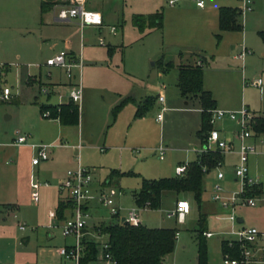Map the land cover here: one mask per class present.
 I'll list each match as a JSON object with an SVG mask.
<instances>
[{
  "label": "rangeland",
  "instance_id": "rangeland-1",
  "mask_svg": "<svg viewBox=\"0 0 264 264\" xmlns=\"http://www.w3.org/2000/svg\"><path fill=\"white\" fill-rule=\"evenodd\" d=\"M87 1L86 8L103 13L102 26L85 25L80 29L76 19L55 20L52 9L41 10V0H0V64L7 66L0 89L8 87L11 91L8 100H0V137L5 127L18 121L31 124L34 132H45L47 124L52 126V122H42L45 117L39 106L67 98L53 95L48 99L41 90L52 92L51 86L39 89L34 82L39 81V75L57 79L59 68L43 63L56 54L75 51L81 62L73 70L82 90L78 124L58 127L63 135L66 133L63 142L78 143L75 138L81 134L84 146L70 150V163L62 161L61 167L73 170L79 160L97 182L104 181L111 171L120 173L111 187L121 192L119 207L125 214L138 208L132 194L139 190L143 179L173 177L179 163L197 156L193 149L200 146L196 136L201 126L199 104L194 100L185 102L176 85L177 65L185 64V60L196 63L192 54L201 51L206 55L203 88L216 99V108L238 112L245 106L254 113L255 122L261 118L255 112H264V41L259 35L264 31V0H255L251 9L243 12L241 31H220L214 14L220 5L239 6L237 0H203L202 9L192 0H179L173 6L167 0ZM156 12L161 13L162 24L151 28L148 19ZM135 16L144 17L142 26L135 24ZM241 45L249 51L243 62L233 58ZM170 62L172 67H168ZM255 80H260V87L252 85ZM160 94L168 109L157 122ZM128 97L137 103L149 99V109L135 116L133 102L125 101ZM7 115L11 116L8 120ZM213 127L222 139L233 142V151L237 150L236 121L219 118ZM158 145L166 148L163 159L154 154ZM230 154H225V159H230ZM248 168L264 193V155L250 156ZM220 171L231 170L225 165ZM205 174L199 206L191 192L167 191L161 196L159 208H139L144 225L177 231L174 249L163 264H196L200 215L204 217V229L213 233L206 238L207 264H223L220 240L234 236L227 233L231 222L223 219L229 210L215 203L212 194L215 184L228 189L224 180L217 179L216 168ZM259 198L257 203L264 194ZM180 199L187 200L190 208L182 221L168 215ZM240 211L243 209L236 210L237 217ZM253 264H264V260Z\"/></svg>",
  "mask_w": 264,
  "mask_h": 264
},
{
  "label": "crops",
  "instance_id": "crops-1",
  "mask_svg": "<svg viewBox=\"0 0 264 264\" xmlns=\"http://www.w3.org/2000/svg\"><path fill=\"white\" fill-rule=\"evenodd\" d=\"M237 1L239 2V6L220 5L218 8L215 9L214 14L217 22V28H218L219 8L226 6V7H235L240 9L241 2L239 0ZM254 2L255 0L252 1V5L254 4ZM87 3L88 1L85 0L86 7H87ZM197 8L202 9L204 8V5L203 7H197ZM92 10H96L100 12L102 16V24L100 26H102L104 22L103 13H101L99 9H92ZM54 19L59 20L55 17V14H54ZM62 21H70V20H62ZM242 30H243V13H242ZM244 39H245V34L242 35L241 40L244 41ZM243 49L245 50V54L243 58L242 59L236 58V55L239 54ZM248 52L249 51L247 50V48L244 45H241L239 47L238 52L233 55V58L243 62ZM190 53L191 52H188V54ZM65 54L68 57H73L75 59H78L80 62V59L79 57H77L75 51L70 50L65 52ZM200 54L206 58V55L201 51L192 54L197 58L196 63L200 62V58H199ZM187 58L188 56H186V59ZM186 61L187 60H185V64L189 63ZM79 64L81 65V62ZM80 65L78 67L73 68V70L78 69ZM73 75L74 77L70 80L66 77L64 70L59 68L58 78L55 80H52L50 77L44 79L43 77H41V75H39L38 77L35 76L39 81L36 82L32 81V82L37 83L39 85V89L41 86H45V85L51 86L53 90L52 92L46 91L44 93L41 90L45 95H47L48 99L53 95L57 96L59 99L63 97L67 98V100L65 101L61 100L55 104L46 103L42 105H61L68 103L70 101L68 97V92L70 90V86L72 85V83L75 82L76 79V75L74 73ZM253 86L260 87L261 84L258 86L257 85H253ZM61 93H63L64 96H61ZM181 97L185 99V102H187V100H191V99H186L183 96ZM81 98H82V90H81ZM212 98L215 101V106H217L216 99L213 96ZM133 100L134 101L131 102H133V104L136 107L137 100L135 98H133ZM166 102L167 101L164 97L165 106H166ZM42 105L39 106V109ZM166 108L168 109L167 106ZM198 109L200 111L199 107ZM40 113L42 114L41 109H40ZM255 114L261 118H264V112H255ZM10 118L11 116L9 115L6 116L7 120ZM42 119H43L42 122L43 121L52 122V126L50 127L47 124V128L45 132H38L37 130L34 132L32 130L31 124H28L27 122L18 121L13 126L5 127L4 134L0 137V264H75V261L73 259L65 257L59 254L58 252L59 248L69 247L74 243L73 236H63L61 233V224L64 221V219H66L71 215V211L70 208L65 210L63 216L57 213V206L59 201L63 199H67L65 192H62L58 189V185L66 177V172L68 170V169L65 170V168L61 167L62 161L67 162L69 160L68 154L70 150L72 149L80 150L84 145L80 142L81 134H78V136L75 138V139L78 138V143L66 142V141L63 142V140H65L67 136L66 133L63 135V131L58 127V124H60L61 126H67L70 124L60 123L57 117H53L49 119L42 118ZM155 120H156V116H155ZM24 133L29 134V137L27 138L28 144L42 143L49 145L47 147L48 158L46 160L39 162L37 165H32L31 158L34 155V151L31 149V147L29 145H15L13 143L18 134H24ZM196 136L199 142H201L197 133ZM155 148H154V154H155ZM236 151L237 150L233 151L232 152L233 154H230L229 156L230 159H225V155H222L221 168L226 165L229 166L231 170L230 173L224 172V177L222 179L224 180L223 182L226 188L228 189L226 192L235 190L236 189L235 187H237V184L233 177V167L237 163ZM258 155H264V154H256L252 156H258ZM64 156H66V158ZM193 160H195V157H193V159L192 158L187 159V161L184 163H179L178 166ZM254 161L256 162V159H254ZM67 163H70V161ZM78 165L82 166L79 160L77 161V166ZM87 169L91 172L89 168ZM203 174L204 177L206 174L205 173ZM176 175L178 174L175 173L174 176ZM31 176L40 183L47 182L48 184V185L42 184L39 186L37 190L38 200L36 202H34L31 198V193H32V188L30 187ZM119 177L120 174H114L113 177H109V175H107L106 179L102 182L100 181L97 182L93 178V182H92L93 190L97 191L99 189L110 188L113 180L114 179L117 180ZM259 185L261 188V183H259ZM135 192L136 190L132 194L133 199ZM263 194H264L263 192L259 194L258 198L261 197ZM120 195L121 192L118 191V195L116 196L115 199L116 205L118 206H119ZM180 200H185V199H180ZM258 200L261 199L259 198ZM177 201L178 200H176V202ZM214 202L219 204L216 201ZM199 203L197 202L198 206ZM220 207L222 208V206ZM140 208L143 209L148 207H140ZM241 209H243V211L239 212V217H237V225L252 226L257 228L261 233L264 234V198H262V201L260 203L256 202V205L253 207H246ZM89 211H90L89 219L93 218V220L91 222H87L83 230L82 240L84 239L94 240L98 242L105 241L106 236L104 235L100 236L94 233L93 226L103 221H110L113 219V217L109 215L107 209L100 207L96 202H91L89 204ZM51 213H53L54 215L53 217L50 215ZM223 219L228 220V215L224 216ZM141 224L144 225L142 221ZM20 225H23L24 228L20 229L19 228ZM204 230H205L204 232L212 233L208 229H204ZM208 237L205 236V243H206V238ZM68 239L71 241L69 242ZM224 240H228V239L223 238L220 240L221 253H222V242ZM260 241L264 243V238H262ZM206 250H207V243H206ZM207 261H208V255H207L206 264ZM104 262L105 259L100 251L97 259L95 261L90 262L89 264H104ZM196 264H197V254H196Z\"/></svg>",
  "mask_w": 264,
  "mask_h": 264
},
{
  "label": "built area",
  "instance_id": "built-area-1",
  "mask_svg": "<svg viewBox=\"0 0 264 264\" xmlns=\"http://www.w3.org/2000/svg\"><path fill=\"white\" fill-rule=\"evenodd\" d=\"M179 0H167L170 6H173ZM197 7H203V0H192ZM241 2L240 10L243 13L251 9L253 0H239ZM55 17L59 20L76 19L77 25L82 29L85 25L100 26L102 24V16L100 12L88 9L85 6V0H58L52 6ZM111 31L114 28L111 27ZM100 44L102 41L100 40ZM245 54L243 49L236 58L242 59ZM79 60L73 57H68L65 53H59L51 58H47L44 62L47 66L58 67L63 69L68 79H72L73 68L78 67ZM7 66L0 64V78L5 74L4 70ZM252 85H260V80H255ZM44 93L46 90H42ZM11 97V91L8 87L0 89V100H8ZM69 100L78 104L81 100V85L78 82L72 83L68 92ZM158 101L161 104L159 112L156 114V120L161 122L163 112L167 109L164 104V96L160 94ZM209 124L211 128L205 134L204 139L200 142L199 147H194L197 156L207 154L213 151H218L221 155L233 152V142L222 139L219 130L213 125L216 119L227 117L232 121H236L239 129L235 132V139L238 142L237 148V163L233 167V177L237 184L235 190L226 192L219 184L213 186L212 199L220 204L223 208L229 210L228 220L231 222V228L227 232L234 236L233 239L226 240L229 247L236 246V255L222 253L223 264H253L257 261L264 260V243L260 240L264 238V234L257 228L252 226H238L236 210L242 207H253L256 205L258 195L254 194L255 189L259 186V182L254 178L248 168L249 157L256 154H264V132H257L254 129L255 116L250 113L245 106H242L238 112H231L216 107L208 110ZM45 118H53L49 109L42 111ZM29 134H18L14 140L15 145H29L34 151L31 158V164L37 165L39 162L48 158V144L42 143H27ZM166 148L158 145L155 148V154L159 159H163ZM222 160L218 161L213 168L217 169V179L221 180L224 173L220 171ZM186 164L177 166L176 173L181 175L186 170ZM209 170L207 166H202V172L206 173ZM93 177L91 172L80 165L73 170H67L66 177L58 185V189L65 192L67 199L70 200L71 215L64 219L61 224V233L63 236H73L74 243L69 247H61L58 249L59 254L71 258L75 264H79L80 257L83 252L82 236L83 230L90 217L89 204L96 202L100 207L107 209L109 215L122 224L121 218L125 224L137 226L141 224L139 208H132L123 214L120 207L116 205L115 199L118 191L115 188L93 190ZM48 185L47 182L40 183L32 176L30 179V187L32 188L31 198L34 202L38 200V188L40 185ZM144 207H148V203ZM189 204L187 200H178L175 209L168 215H173L178 221H182L184 216L189 212ZM52 217L53 213L50 214ZM23 229V225L19 226ZM177 234V233H176ZM98 235V234H97ZM204 236H211L210 232H203ZM101 236V235H100ZM102 250L107 249V242H100ZM104 264H116L110 256L104 254Z\"/></svg>",
  "mask_w": 264,
  "mask_h": 264
},
{
  "label": "trees",
  "instance_id": "trees-1",
  "mask_svg": "<svg viewBox=\"0 0 264 264\" xmlns=\"http://www.w3.org/2000/svg\"><path fill=\"white\" fill-rule=\"evenodd\" d=\"M58 0H41L40 7L42 11L49 10ZM149 26L151 28L161 27V13L156 12L149 16ZM143 16H135L134 22L138 26L144 24ZM242 12L235 7H220L218 10V28L220 31H241L242 30ZM260 37L264 41V31H259ZM219 37L220 35L217 34ZM200 62L186 63L177 65V82L180 95L186 99L196 100L199 104L201 113V126L197 131L199 139L202 141L205 134L211 128L209 124L208 110L216 107L210 91L203 88V68L206 64V58L199 55ZM170 62L168 67H172ZM134 101L128 97L125 101ZM148 100L144 99L136 103L135 116H141L148 109ZM41 111L49 109L52 117H57L62 124H78L79 105L69 101L59 106L42 105ZM257 132H264V119L259 118L254 125ZM222 160V155L218 151L196 156L195 160L185 163L186 170L181 175L173 177H164L159 179L141 181L139 190L135 192L134 199L138 207H144L148 203L151 209H157L160 206L161 196L164 192L172 191L191 192L193 198L199 203L203 191L202 166L209 169L214 167L218 161ZM114 174H120L112 171L109 177ZM121 175V174H120ZM262 191L260 185L256 187L254 194L259 195ZM70 200H60L57 206V213L63 216L65 210L70 208ZM204 217L200 216L198 228L196 229L197 244V264H206L207 250L205 243ZM94 233L106 236L107 249L102 250L100 242L94 240H82L83 252L79 264H89L95 261L101 251L104 256L107 253L116 264H163L165 256L170 254L175 245V229L164 227H147L139 224L130 226L120 224L116 219L103 221L93 226ZM236 246L229 247L226 240L222 242V253L236 255Z\"/></svg>",
  "mask_w": 264,
  "mask_h": 264
},
{
  "label": "water",
  "instance_id": "water-1",
  "mask_svg": "<svg viewBox=\"0 0 264 264\" xmlns=\"http://www.w3.org/2000/svg\"><path fill=\"white\" fill-rule=\"evenodd\" d=\"M121 221L123 222L122 224H125V222L123 221V218H121Z\"/></svg>",
  "mask_w": 264,
  "mask_h": 264
}]
</instances>
